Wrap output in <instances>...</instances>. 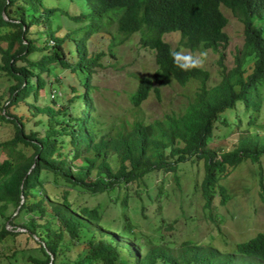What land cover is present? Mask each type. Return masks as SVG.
Returning a JSON list of instances; mask_svg holds the SVG:
<instances>
[{
	"label": "trees",
	"instance_id": "16d2710c",
	"mask_svg": "<svg viewBox=\"0 0 264 264\" xmlns=\"http://www.w3.org/2000/svg\"><path fill=\"white\" fill-rule=\"evenodd\" d=\"M86 1L91 6L89 12L68 14L60 7L45 5L42 0H0V71L11 80L7 96L0 95V119L12 126L11 136L0 141V151L4 153L0 160V240L17 231L7 227V223H14L13 218L22 211L31 212L28 220L20 224L37 242L41 256L27 255L30 264H56L58 252L68 247L64 239H75L85 218L99 219L96 205H74L70 201L68 193L71 190L94 194L120 182L126 184L152 169L173 170L178 161L195 157L202 159L203 175L199 186L205 196L203 205L208 206L217 174L224 175L242 157L255 161L264 153V134L259 133L264 130V121L257 122L256 114L252 115L249 110L250 107L260 109L262 100L259 87L264 85V0ZM220 4L230 9L242 28V42L229 68L222 62L228 36L223 30L227 18ZM56 10L73 24L86 22L78 29L52 28L50 17ZM168 31H177L179 43L184 47L209 48L217 52V82L206 85V69L185 72L175 66L169 51L177 50L162 37ZM133 32L138 33L141 46L152 49L156 66L137 78L127 96V109L130 105L138 106L150 91L158 96V86L170 80L184 84L194 78L199 84L180 113L168 112L148 121L140 118L130 121L121 115L103 128L93 114L91 77L96 68L105 63L103 58L107 53L112 54L115 45ZM93 34L106 35L105 45L89 47L87 41ZM65 41L70 42L71 47H66ZM72 51L75 59L69 60L67 55ZM33 53L39 55L33 57ZM55 67L61 70L60 78H57ZM50 74L71 94L57 108L29 103L33 108L31 112L45 113L46 118L41 132L26 128L25 117L28 116L12 113L9 106L29 95L35 98ZM64 77L75 78L77 84L64 83ZM51 92L52 96L60 94L55 88ZM74 99L80 103L77 111H74ZM236 102L242 107L241 111L234 106ZM226 108L233 110L235 125L244 132L230 148L207 146L208 138L213 136L211 130L215 120L230 124L222 114ZM253 122L257 130L247 132ZM110 155L116 159L115 167L110 164ZM47 175L51 176V182ZM48 183L60 189L58 196L46 190ZM217 191L218 201L224 202V188L218 186ZM8 205L13 209L6 214ZM84 245L71 264L127 262L118 255L117 243L87 239ZM179 245L182 248L150 239L134 256L132 264L264 262V231L235 242L231 251L223 253L209 243L200 245L184 241ZM233 252L258 260L235 261ZM61 264L70 263L63 261Z\"/></svg>",
	"mask_w": 264,
	"mask_h": 264
},
{
	"label": "rangeland",
	"instance_id": "374dc122",
	"mask_svg": "<svg viewBox=\"0 0 264 264\" xmlns=\"http://www.w3.org/2000/svg\"><path fill=\"white\" fill-rule=\"evenodd\" d=\"M47 6H57L66 10L68 14L76 12H89L90 4L86 0H42ZM227 22L223 30L227 33L228 41L223 49V64L229 68L233 64V54L242 42V28L239 20L232 14L229 8L219 5ZM65 14L58 10L54 11L50 17L52 28L59 27L60 30H67L81 24L71 23ZM97 21H95L96 23ZM113 29V26H110ZM58 29V33H61ZM172 48L177 51L183 50L185 55H193L197 59L200 53L207 52L205 68L208 71L206 85L217 82L219 66L216 62L217 52L209 48L189 49L179 43L180 36L177 31H168L162 34ZM107 36L93 34L87 41L91 48L104 46ZM137 32L131 33L126 39L115 45L112 54L107 53L104 57V64L96 68L91 77L94 84L91 90V97L94 107V117L100 122L103 128L114 123L118 116H124L128 120L140 118L148 121L155 117H162L168 112L180 113L184 105L192 99L194 91L199 84L197 79H189L184 84H179L175 80H170L168 84L158 86V96L150 91L148 95L139 103L132 107L128 103L127 96L135 87L137 78L140 75L148 74L155 68L153 51L148 47H143L138 43ZM41 40L43 37L40 38ZM39 42V41H38ZM65 46L71 47V43L65 41ZM39 53L31 56L37 57ZM69 60L75 59L74 52L67 55ZM57 78L62 76L61 70L54 68ZM47 83L38 90L35 98L31 95L9 106V110L14 114H24L25 127L36 128L41 132L46 114L42 112H31L32 103L36 106L48 104L57 108L64 103L71 93L65 91L56 83V78L52 74L48 75ZM77 84L75 78L64 77V83ZM11 80L5 73L0 71V95L7 96V87ZM60 91L54 96L51 89ZM262 97L260 109L249 108L256 121H264V85L259 87ZM52 96V97H51ZM79 100H73L74 111L79 109ZM239 103L234 105L237 110H242ZM33 109V108H32ZM249 117L251 116L250 112ZM229 120L230 124L213 122L212 134L208 138L207 146L221 145L223 148L233 146L239 134L244 130L236 126V118L233 110L226 108L222 112ZM244 124V118L242 119ZM256 122L250 124L247 132L257 130L254 126ZM261 135L264 130H260ZM12 134L11 123L0 119V141L10 137ZM4 153L0 151V160ZM112 167L116 165L113 155L109 156ZM203 175L202 159L187 157L177 162L173 170H163L162 168L152 169L141 176L131 179L126 184L120 182L111 189L94 194L69 191L68 198L74 205H96L100 212V217L96 221L85 219L84 225L79 229L77 237L63 242L68 245L62 248L57 255L56 264L65 261L71 264L72 259L83 250L87 239H103L111 244L117 243L120 249L117 250L120 258L127 261L125 264H132L134 256L142 250L150 239L152 242H164L169 247L179 248L180 242L190 241V244L212 245L220 250L231 251L234 243L243 241L253 236L257 231H264V153L258 155V160L250 157H242L232 165L224 175L217 174L214 182L213 197L208 206H204L205 196L203 195L199 182ZM261 178V185L259 184ZM48 182L51 176L47 175ZM197 185L194 186V183ZM46 190L50 193L60 194V189H56L51 184H46ZM222 186L226 192L224 202L218 201L217 188ZM13 207L8 205L5 213L11 212ZM31 212L22 211L13 218L9 228H14V234H8L0 240V264H30L26 258L33 254L41 256V251L37 242L28 236L20 223L26 222ZM35 217V215L33 216ZM1 220V216H0ZM14 224V225H13ZM235 261H243L249 257L238 252H233ZM260 264L264 262L259 261ZM119 264V263H117Z\"/></svg>",
	"mask_w": 264,
	"mask_h": 264
},
{
	"label": "clouds",
	"instance_id": "9594fccd",
	"mask_svg": "<svg viewBox=\"0 0 264 264\" xmlns=\"http://www.w3.org/2000/svg\"><path fill=\"white\" fill-rule=\"evenodd\" d=\"M169 55L172 57L175 66L185 72L192 71L193 69L203 70L207 61L206 51L200 53L199 59L193 55H185L182 49L180 51L170 49Z\"/></svg>",
	"mask_w": 264,
	"mask_h": 264
},
{
	"label": "water",
	"instance_id": "95a60500",
	"mask_svg": "<svg viewBox=\"0 0 264 264\" xmlns=\"http://www.w3.org/2000/svg\"><path fill=\"white\" fill-rule=\"evenodd\" d=\"M21 201V200H20ZM17 208V207H16Z\"/></svg>",
	"mask_w": 264,
	"mask_h": 264
}]
</instances>
